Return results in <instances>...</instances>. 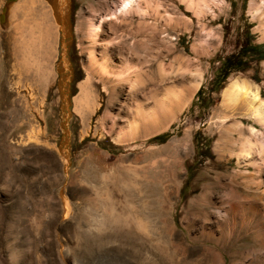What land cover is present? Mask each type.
<instances>
[{"label":"rangeland","instance_id":"374dc122","mask_svg":"<svg viewBox=\"0 0 264 264\" xmlns=\"http://www.w3.org/2000/svg\"><path fill=\"white\" fill-rule=\"evenodd\" d=\"M54 1L0 0V264H264V125L224 98L264 108V59L222 77L264 0Z\"/></svg>","mask_w":264,"mask_h":264},{"label":"bare ground","instance_id":"6f19581e","mask_svg":"<svg viewBox=\"0 0 264 264\" xmlns=\"http://www.w3.org/2000/svg\"><path fill=\"white\" fill-rule=\"evenodd\" d=\"M55 3H56V5L55 4L54 5H55V7L57 9L56 10V18L59 19V23L62 25V30L65 31L67 0H57ZM120 7H121L120 12L121 11L122 12L131 11V10H133L136 7L135 0H126V1L122 2ZM132 60H133V58L130 56V58L125 60L124 63L128 65V63L130 61H132ZM119 76H122V74L119 75ZM224 98H225L226 102H228L230 105H235L236 103H239V102H241L244 105H246L248 111L250 112V114L252 116V119H254L257 123H259L261 125H264L263 103H261V101H260V99L258 97L257 91H255V90H253V91L251 90L250 91V90H248V89H246V88L234 83L224 93ZM88 99H89V96H88V94H86L85 95V100H86L85 102H87ZM243 154L244 155H242V156L244 158L248 159V150L245 151ZM251 164L256 165L252 161H251ZM127 187H129V186H127ZM249 209L253 210L252 207H249ZM105 213L108 214L109 218H113L112 211H109V209L106 208V212ZM102 214H104V213H102ZM230 221H231V216H229V214H227L226 215V222L225 221L224 222L228 224V222H230ZM96 226H98V225H96ZM220 248H221L222 251H224L225 247L221 246Z\"/></svg>","mask_w":264,"mask_h":264},{"label":"trees","instance_id":"16d2710c","mask_svg":"<svg viewBox=\"0 0 264 264\" xmlns=\"http://www.w3.org/2000/svg\"><path fill=\"white\" fill-rule=\"evenodd\" d=\"M263 46H248L244 49H242L237 55L230 57L226 60L225 65L223 67V74L222 77L225 78L227 76V73L224 71L231 69V68H239L241 65L245 64V59H252L255 56L257 57V60H263L264 54H262ZM199 95V92H197L196 96Z\"/></svg>","mask_w":264,"mask_h":264}]
</instances>
